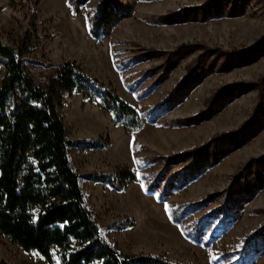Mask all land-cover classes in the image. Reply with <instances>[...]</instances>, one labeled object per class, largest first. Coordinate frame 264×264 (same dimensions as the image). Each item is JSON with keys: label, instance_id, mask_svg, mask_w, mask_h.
<instances>
[{"label": "rangeland", "instance_id": "374dc122", "mask_svg": "<svg viewBox=\"0 0 264 264\" xmlns=\"http://www.w3.org/2000/svg\"><path fill=\"white\" fill-rule=\"evenodd\" d=\"M97 1L73 16L68 0H40L36 15L29 0H0V39L16 47L31 29L26 70L36 84L46 86L59 65L72 61L141 114L143 128L132 132L115 125L98 99L86 101L76 92L59 106L69 139L108 142L105 149L71 148L80 174L129 167L138 176L122 191L81 178L105 236L124 255L153 253L181 264H242L243 246L264 227V100L259 106L258 91L238 83L264 77V45L240 60L212 53L198 69L203 79L187 70L203 50L170 66L168 55L154 51L187 43L249 48L264 38V0H118L126 16L96 40L89 35L87 18ZM183 10H188L185 17ZM176 92V102L165 105ZM225 133L234 140L220 142L209 157L169 160L210 148ZM145 180L157 182L159 192L165 183L171 189L159 200L145 191ZM184 209L188 231L195 233L200 225L202 239L209 240L217 229L210 246L190 241L173 223L171 213ZM53 252L54 264H60L59 248ZM0 259L50 264L1 232ZM245 260L264 264V251L252 250Z\"/></svg>", "mask_w": 264, "mask_h": 264}, {"label": "trees", "instance_id": "16d2710c", "mask_svg": "<svg viewBox=\"0 0 264 264\" xmlns=\"http://www.w3.org/2000/svg\"><path fill=\"white\" fill-rule=\"evenodd\" d=\"M29 1L33 2L32 13L36 15L40 0ZM89 1L68 0L71 14L79 15ZM187 13L188 10H183L180 16L185 17ZM125 16L126 13L118 0H98L88 14L89 35L93 39H101L106 31L116 26ZM30 38L31 29L16 47L0 39L1 234L26 251H37L50 264L55 262V247L60 250V264H181L169 256L153 253L124 255L105 236L88 204L81 178L109 185L115 191H122L127 184L137 181L138 176L129 167L114 172L80 174L72 162L71 148L105 149L108 142L69 139L59 106L65 98L76 92L81 93L86 101L98 99L102 107L110 113L115 125H123L132 132L143 128V118L139 111L113 88L100 82L81 65L72 61L59 65L56 74L47 79L46 86L36 84L26 70ZM263 45L264 38L244 49L226 50L201 43H187L173 51L154 52L168 55L170 66L176 64L180 58L203 50L195 64L187 66L190 76L203 79L198 69L212 53L226 59L240 60ZM238 85L242 88L254 87L258 91L261 106L264 100V77L255 83ZM229 92L234 94L236 91ZM178 94L179 92H176L165 105L175 103ZM234 138V135L225 133L216 137L210 148H195L169 160L183 156L197 162L209 157L211 150L220 142ZM143 178L146 179V175H143ZM160 180V177L156 179ZM156 183L145 180V191L163 200L165 192L171 189V186L165 183L163 192H159ZM180 186H184V183L178 187ZM187 212V209L172 212L170 216L173 223L179 226L190 241L205 247L210 246L217 229L209 240H203L200 225L196 226L195 233H192L182 222V217ZM252 250L256 254L264 251V227L243 246L242 264H248L245 259ZM0 264L10 263L0 259Z\"/></svg>", "mask_w": 264, "mask_h": 264}]
</instances>
